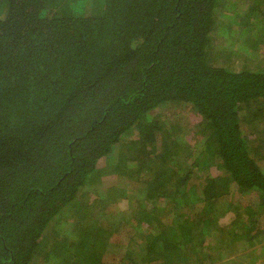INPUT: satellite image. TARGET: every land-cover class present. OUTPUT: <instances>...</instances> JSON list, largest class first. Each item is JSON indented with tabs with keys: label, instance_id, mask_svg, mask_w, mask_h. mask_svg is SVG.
Instances as JSON below:
<instances>
[{
	"label": "trees",
	"instance_id": "16d2710c",
	"mask_svg": "<svg viewBox=\"0 0 264 264\" xmlns=\"http://www.w3.org/2000/svg\"><path fill=\"white\" fill-rule=\"evenodd\" d=\"M263 51L264 0H0V264H104L123 226L120 264L264 241ZM105 162L144 188L117 186L129 211L88 243L80 197Z\"/></svg>",
	"mask_w": 264,
	"mask_h": 264
},
{
	"label": "rangeland",
	"instance_id": "374dc122",
	"mask_svg": "<svg viewBox=\"0 0 264 264\" xmlns=\"http://www.w3.org/2000/svg\"><path fill=\"white\" fill-rule=\"evenodd\" d=\"M219 45H222L225 49H230L229 45L230 42L228 39L224 38L223 36H219V39L214 42L213 46L218 47ZM227 49V50H228ZM229 51V50H228ZM251 52V49L248 50ZM248 52V54H250ZM264 52V51H263ZM253 54L258 55V57L262 54L261 51H254ZM252 55V54H251ZM257 57V58H258ZM244 61L243 56L241 54H234L230 53L228 56L222 55L219 57V59L216 61L218 64L233 66L236 63H239L241 61ZM170 108H162L159 111L156 112V114H161L162 119L167 117L168 111H170ZM174 114H169L170 116L174 117H185L184 120H182V123L186 125L185 128H193V124L198 121L193 117V114L191 115L189 111L188 106L179 105L176 111L173 112ZM163 119V120H164ZM175 119V118H174ZM260 130L257 132V135H262L264 137V123L261 124V127H259ZM186 131L182 132V137L187 139L190 135L192 136L193 131H191V134L188 135ZM190 133V132H189ZM262 138V137H261ZM117 156L120 155V153L116 154ZM117 158L118 157H113ZM262 164H264V160H262ZM118 186L119 191H121L120 188L126 187L127 189V195L134 193L135 198L141 194V190H143V186L134 180L133 177L127 176L126 174L122 173H115L111 170L110 167H107L106 162L101 164V168L99 169V172L95 175L92 181L89 182V184L86 185L84 191L82 192V195L80 197V201L83 202L85 205H87L88 210L85 211L83 208L82 210H79V215H82L86 218L88 221L87 227L89 228L90 233V239L88 243L95 242L98 238L97 231V223L101 219L103 220V225L109 226V224L114 226H119L118 222L121 218V215L123 212L129 211V207L127 206V198H124L125 196L122 195L120 199H117V196L114 194L116 190H118L116 187ZM235 187H232L229 191L231 194H234ZM112 192V193H111ZM122 192V191H121ZM137 194V196H136ZM235 198H237L238 194H234ZM133 199V201H134ZM236 201H240V199H237ZM146 202V201H145ZM160 204V203H158ZM123 210V211H122ZM72 212L70 214H66L64 216H71ZM229 215V214H227ZM227 215L223 216L224 222H228L229 219L226 220L225 217ZM261 221L259 220V223L257 224L264 228V214H262ZM83 218V220L85 219ZM75 219V218H73ZM248 220V218H247ZM118 224V225H117ZM104 228V227H103ZM134 229H127L126 226H123L120 228V230H115L114 236L110 238V241L105 240L104 242L99 241L96 245H105L106 252L104 253V264H120L121 259L123 257L122 252L127 250L129 251L131 247L128 248V245L131 241L130 236H134L135 233L133 231ZM141 235H144L143 230H139L136 233L135 237H138ZM264 234V232L261 233V235ZM102 235V234H101ZM211 239V238H210ZM209 239V240H210ZM120 241L123 243L121 247L118 246ZM237 247L233 246L232 249H228V253L225 251H219V247H217L218 243H214V245L206 247L205 254L208 253L211 256L210 259L205 260L204 264H264V241L258 242L255 246L249 245L247 242H245L244 239H236ZM213 243V241H211ZM124 244H127L126 246ZM57 246L59 248V252L64 253V255L69 256V253L66 251L63 243L62 244H52V243H46V245L43 248L42 254H44L47 251H55L57 249ZM104 249V248H103ZM101 251H99L100 253ZM130 252V251H129ZM127 252V253H129ZM41 254V256H42ZM94 255L93 257H95ZM59 257V256H57ZM94 259V258H93ZM123 260V259H122ZM254 260V261H253ZM46 260H44L45 262ZM52 261H57L56 258H53ZM43 262V263H44ZM36 264H40V262H36ZM193 264V263H192Z\"/></svg>",
	"mask_w": 264,
	"mask_h": 264
}]
</instances>
